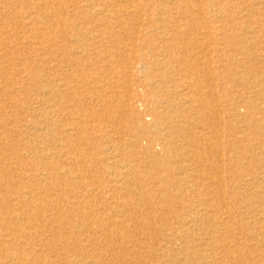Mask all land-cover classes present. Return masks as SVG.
I'll list each match as a JSON object with an SVG mask.
<instances>
[{"label":"bare ground","instance_id":"6f19581e","mask_svg":"<svg viewBox=\"0 0 264 264\" xmlns=\"http://www.w3.org/2000/svg\"><path fill=\"white\" fill-rule=\"evenodd\" d=\"M194 1L85 0L84 21L89 18L91 23L84 24L81 30L83 46L78 45L77 38L70 39L71 42L66 39L63 32L70 22L63 19V6L58 0H34L22 12L16 11L11 2L0 6L1 14H11L7 24L13 26L11 33L0 31V264H60L61 256L67 253L73 258L64 259L63 264H115L123 259L120 245L126 244L143 256L131 264H264L261 181L251 179L253 186L245 191L248 195L232 197L225 194L223 186L193 188L181 185L183 179L176 177V172L186 174V161L199 165L202 160L225 157L227 149L221 146L229 141L219 131L228 129V134H234L228 119L224 118L223 129L218 122L209 120L221 111L218 94L209 89L217 75L210 73L201 61L203 54L198 56L195 48L188 45L190 42L183 43L184 31L179 30L178 23L171 22L172 11L188 27L197 21L196 15L206 14L211 20L219 17V0L207 2L199 10L193 9ZM237 1L240 12L246 11L243 5L250 0ZM121 2L126 8L119 5ZM145 5L148 13L167 23L164 32L167 28L173 31L160 38L159 46L143 43L140 56L144 59L148 55L150 64L160 70L164 64L171 66V76H179L177 80L186 93L169 103L167 97L152 90L149 106L144 96L145 85L137 82L127 87V106L137 118L139 109H145L146 116L166 132L161 148L171 151L179 164L176 168L167 167V151L156 153V144L139 131L132 141L118 137L115 142L106 130L104 115L92 111L94 107L106 111L105 93L118 87L108 78L106 64L128 58V50L136 48V40H127L120 47L122 41L113 30L127 34L129 28L121 16L129 10L139 17V9ZM252 5L258 6L256 2ZM154 17L144 25L155 24ZM79 19L75 15L74 23ZM111 23L115 29L110 27ZM59 36L61 53L53 60L44 58L47 52L54 55L51 52L59 43ZM202 46V50L206 49ZM18 51L22 53L15 54ZM24 53L35 56L29 71L25 64L32 59ZM17 62L21 66L13 72L11 64ZM141 62V67L148 65L142 59ZM183 66L192 71L194 78L182 70ZM129 73L120 70L117 78L131 81L132 67ZM160 73L164 75L163 70ZM258 82L254 78L251 83ZM171 83V88H177L176 83ZM163 88L164 84L159 89ZM17 105L22 106L20 111L24 115H34L30 116L31 121L25 120L26 124L15 129L10 118ZM260 111V123L256 122L255 127L264 139V110ZM13 133L12 139L9 136ZM105 138L110 145L106 143L104 149L98 142ZM127 147L135 151H128ZM230 147L237 154L232 143ZM136 151L145 152L149 158L159 156V165L169 172L170 188L160 187L158 182L155 188L147 185L150 179L141 176L145 167L137 159ZM238 157L242 158V154ZM210 167L217 171L216 165ZM218 181L221 183L220 176ZM156 191L165 193L160 205H169L176 198H184L182 194L193 193L197 206L182 201L184 212L165 218V225L159 227L163 219H153L145 213L150 194ZM149 237L154 239L146 245L143 240L149 242ZM247 245L256 254L252 263L248 261ZM87 246L91 247L90 253L85 252Z\"/></svg>","mask_w":264,"mask_h":264},{"label":"rangeland","instance_id":"374dc122","mask_svg":"<svg viewBox=\"0 0 264 264\" xmlns=\"http://www.w3.org/2000/svg\"><path fill=\"white\" fill-rule=\"evenodd\" d=\"M58 1H60L63 6V19L67 18V24L69 22V25L71 24L70 26L68 25L67 30L65 29L63 32L66 39L73 40V38H77L78 45L83 46L84 33L81 30L84 28V24H86L85 26H88L89 23H91L89 18L84 21L86 17L83 16L82 8L85 0ZM215 1L217 0H196L193 2V9H202L207 2L212 3ZM219 1V17L215 20H211L206 14L196 15L197 21H195L194 25L190 24L188 27L186 26L188 23L186 21H181V18H179L180 16H177L176 12L174 13L172 11L169 15L173 17L171 18V22L178 23L179 30L181 29L184 31L183 43L188 44L187 42H190L188 45L195 48L194 52L198 54V56L203 54L201 56V61L205 64L210 73L217 75V77H214L210 83L213 88L210 86L209 89H213V91L218 94V98L221 101V111H219L218 116L215 115L216 118L214 117V119L212 118L209 120L216 123L218 122L219 128L223 129V120L224 118L228 119V125L234 130V134H228V129H226L227 132L221 129L219 131V134H225L226 136L224 138L227 137V140L229 141L227 145L221 146L222 148L227 149L228 154L225 153V157H213L209 160H202L199 165L186 161L184 162V166L187 170L186 174L183 175L180 172H176V177L183 179L181 181V185L183 186L193 188L223 186L225 194L227 193L232 197H241L243 193L248 195V192L245 193V191L247 188L249 189L253 186L251 179L261 181V184L264 185V145L262 143L264 139L259 133L260 129L255 127L256 122L260 123L261 119V116L257 115L258 112H261L260 109L262 112L264 110V0H250L246 2L245 5H243L246 10L244 12H240L239 8L241 6L237 0ZM10 2L16 11L22 12L26 9V5L28 3L33 5L34 0H0V6H8V3ZM254 2H256L258 6L252 5ZM157 4L160 6L166 5L162 3ZM119 5L126 8L124 2H121ZM147 9L148 6L146 5L140 8L139 17L134 16L129 10H126L127 15L121 16V19L129 28L127 30V34L125 35L115 29L116 27H114L111 23L110 27L115 29L113 30V33L118 36L116 37L119 38L120 42L122 41L119 46L122 47L125 43H127V40H136V48L132 51L128 50L130 57L129 55L128 58L121 57L120 59L123 60H121L120 63H118L120 59H117L116 61L111 59L113 60V63L106 64V69L109 70L108 73L110 74L108 78L118 87L113 92L107 91V93H105L106 96L103 99L107 104L106 111L98 107H94L92 111L96 114L104 115L103 117L106 119V122L104 123L106 130L110 136H113L115 142L118 141V137L124 140L132 141L134 139L135 132L139 131L143 137H148V139L153 142L152 144H156L155 152L159 153L161 150H166L164 146L161 148V145L165 144L166 132H164L162 127L156 125L155 121L150 116H146V112H144L146 111L145 109H139L140 117L138 118L134 112H131V108L127 106V100H129L127 96V87L129 88V86L131 87L137 82L142 87L145 85L144 96H146V99L149 101V103H147L149 106L150 102L153 100V95L151 94L152 90L158 92V96L167 97V101L169 103L174 97L176 98L178 95L186 93V91L183 90L180 82L177 80L179 76H171L172 72L171 70H168L171 66L164 64V69H161L164 72L163 75L160 73L161 70L158 66L150 64L151 58L148 57V55H145L144 59L142 58L143 56H140V50L142 49L143 43L148 42L147 45L159 43L161 40L160 38H166V36H169V33L171 35V32L173 31L170 30V28H167L168 31L164 32L163 30L166 28L165 25H167V23H163V21L154 17L152 13H148L149 10ZM114 10L115 9L110 8V11ZM1 12L2 11H0V31L11 33L13 26L12 24L7 23L9 20L11 21L12 16L11 14L9 16L1 14ZM141 12L144 13V15L141 14ZM75 15H78L80 18L78 20L79 24L74 23ZM153 17L155 24L149 23L145 26V22L147 23ZM4 23L7 25H4ZM97 23L99 25L101 24L100 22ZM141 24L142 26H140ZM148 26L149 28H147ZM89 27H91V25ZM3 36H5V34ZM61 37L59 43L55 45L56 48L54 47V50L51 52L54 55H50L47 52L44 58L49 57L50 60H53L59 55V52L61 53ZM71 40L69 42H71ZM71 44V47L75 48L73 43ZM202 44L206 49H201L200 46ZM159 45L161 44L159 43L158 46ZM56 49L57 54L55 55ZM71 51L69 52L71 53ZM19 52L22 53L21 51H18L15 54ZM24 55L26 58L32 59L25 64V68L29 71V65L30 67L34 66L33 60H35V56L33 54L27 55L25 53ZM141 59L143 62H147L148 65H143L145 67H141ZM162 62L164 63V61ZM17 64L18 62L11 64L13 72L20 68L21 65L18 64V66ZM91 64H94L93 61ZM130 67L133 68L134 73L131 77V81H128V78L127 80L117 78L118 71L120 70L124 71L126 75L130 74ZM182 70L185 71L190 78H194L193 74H191V70L185 68L184 66L182 67ZM167 75H170V78L167 77ZM254 78L258 79V84L251 83ZM171 82L176 83L178 85L177 88H171V85H173ZM148 83H151L152 85L149 87L146 86ZM163 84L165 89L163 88L160 90L159 88L162 87ZM205 90L207 91L206 88ZM19 96L23 97L24 95L20 94ZM20 107L17 105L13 108L14 115L10 118V124L14 126L15 129L21 124H26V121H31L30 116L34 115H31V113L24 115L23 110L20 111ZM23 117H25V119H23ZM5 119H7V117H3V120ZM17 122H20V124ZM13 135L14 133L9 137L13 139ZM107 142L109 141L105 138L102 140L99 139L98 143H100L101 148H106ZM230 143L235 146L237 154H233ZM107 145L110 144L107 143ZM129 148L130 147H127L126 149L128 151H135L133 148ZM166 151L167 157L169 158L167 167H179L178 162L172 158L173 154L171 151H169V149ZM136 153L137 159L142 162L141 165L145 167L141 176L143 178L150 179L147 184L150 188L156 187L155 182H158L160 187L170 186L169 172L164 171L165 168L159 165V156L156 155L154 158H149L143 151H136ZM238 154H242V158H239ZM213 165L217 166L216 172L210 169V166ZM218 175L220 176L221 183L218 181ZM195 179H199V182ZM141 187L143 188L145 186L142 185ZM164 195L165 193H158L157 191L156 193L154 192L153 194H150L151 201L145 205V213H148L151 218L163 219V221L158 224L159 227L165 225V218H175L184 212L181 209V206H183L182 201H186L188 205L197 206V203L195 204L197 198L194 197L195 195L193 193V196L191 194L189 196L182 194L184 198H176L173 203L169 205H160L159 202ZM156 203L159 205L156 206ZM144 218L145 216L143 215L142 220ZM149 238V242L143 240L146 245H150L152 243L151 241L154 239V237ZM96 243L101 244L99 241H96ZM118 247L119 245H116L115 249H118ZM100 249L104 250L105 248L100 247ZM246 250L249 252V263L254 262V257L256 255H254L255 252H250L251 248H248V245L246 246ZM120 251L122 252L121 255L123 256V259H118L115 264H127L128 262L131 264L132 260L136 258L138 260L143 259L142 255L131 250L130 244H126L125 246L120 245ZM259 251L260 249L256 253L258 254ZM85 252L90 253L91 247L87 246ZM70 254L71 253H67L61 256L59 263L63 264L65 261L64 259L66 258L72 260L73 257H71ZM255 262H257V259Z\"/></svg>","mask_w":264,"mask_h":264}]
</instances>
